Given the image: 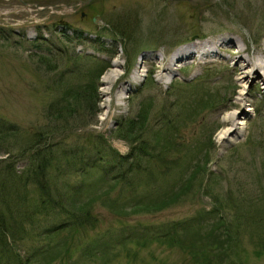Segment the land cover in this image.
Segmentation results:
<instances>
[{
  "label": "rangeland",
  "instance_id": "374dc122",
  "mask_svg": "<svg viewBox=\"0 0 264 264\" xmlns=\"http://www.w3.org/2000/svg\"><path fill=\"white\" fill-rule=\"evenodd\" d=\"M228 37L243 58L257 56L264 0H0V125L19 127L26 137L52 133V189L64 194L68 183L72 191L96 183L98 190L86 226L41 236L65 219L58 208L14 231L8 243L23 262L201 264L188 251L195 232L180 245L123 238L215 211L226 219L222 264H264V83L241 77L231 44L213 58L177 63L172 75L163 72L187 43ZM114 70L118 76L106 82ZM136 71L142 80L126 93L121 88ZM84 91L87 99L75 98ZM61 107L72 115L57 119ZM231 114L244 123L224 138ZM127 130L138 135L136 145H158L149 147L131 185L110 179L121 166L110 156L79 170L99 149L126 156L135 145L123 137ZM72 152L80 167L69 165ZM16 162L20 172L29 160ZM37 192L28 188L31 202ZM106 242L112 248L102 259L92 254ZM16 263L0 252V264Z\"/></svg>",
  "mask_w": 264,
  "mask_h": 264
},
{
  "label": "trees",
  "instance_id": "16d2710c",
  "mask_svg": "<svg viewBox=\"0 0 264 264\" xmlns=\"http://www.w3.org/2000/svg\"><path fill=\"white\" fill-rule=\"evenodd\" d=\"M75 95V98L79 100L81 97L87 99L85 91L83 93H76ZM72 113V108L69 110L61 107L58 110L57 119H65L66 114L71 116ZM9 126L12 125H8L7 127L6 125H0V156H3L0 158V252H8L15 258L16 264H29V259L23 262L20 256L14 253V247L12 248L8 243L9 238L13 237L14 231L20 232L22 229H26L25 225L32 224L36 216L48 214V212L58 208L60 213L65 214V219L60 223H54L51 227L44 228L41 236L44 234L54 235L62 230L65 231L67 228L75 229L86 226L90 221V212L87 206H89L90 199L93 198V195H96L98 190L96 189V183L85 184V186L83 183L77 189L74 188L73 191L69 189L71 184L68 183L64 194H62V191L58 192L52 189L48 178L50 177L49 168L55 159V151L52 149L53 144H48L47 142L53 137L52 133L40 131L26 137L19 127L11 128ZM127 131V134L124 135L122 133L120 136L124 135V138L126 137L134 143L138 135L132 130ZM43 133L50 134V136H44ZM151 143L153 142L149 143L151 146L143 141L139 142L138 145L134 143L136 146L133 145V148L126 156L120 155L112 148L99 149L97 150L98 158L94 156V159L89 164H84L82 167L79 166L82 165L81 161L74 159L72 152L73 161L69 165L72 167L74 164L80 167L81 169L79 170L85 174L87 172L84 171L96 168L98 162H103L105 157L110 156L111 162L114 161L115 164L121 165L119 167L120 171L110 179L113 182L118 181L131 185L133 180H135L136 174L142 172L140 170L142 167L140 166L142 161H144V155L149 151V147L158 150L157 142ZM19 157H27L29 163L24 170L17 172L16 161ZM102 181L104 182V180ZM31 185H36L37 193H39L38 199L32 202L28 193V188ZM87 194L88 197H86ZM142 202L140 204L144 203ZM216 209L219 212L221 211L220 207ZM223 217L225 218V216ZM223 217H221V214L218 215L215 214V211H211L203 214V216L200 215L189 220L175 221L167 226L161 225V227H157L151 225L150 227L143 226L133 231L129 230L130 234L128 233L123 239L143 240L145 243L146 241H164L172 245H180L183 242L180 240L183 236L195 232L196 236H194L193 245L188 247V251L192 253L194 259L201 264H222L221 259L224 257V254L219 252V248L223 247V242H221V238L219 237L221 235L219 234L222 232V227H224L222 226V222H226V219ZM115 243V246H117L120 241ZM108 246L112 248L108 242L106 245H102V248L98 252L95 251L92 254L102 259L109 252L110 248L105 251ZM215 258L218 260L220 258V261L212 260Z\"/></svg>",
  "mask_w": 264,
  "mask_h": 264
},
{
  "label": "bare ground",
  "instance_id": "6f19581e",
  "mask_svg": "<svg viewBox=\"0 0 264 264\" xmlns=\"http://www.w3.org/2000/svg\"><path fill=\"white\" fill-rule=\"evenodd\" d=\"M229 44H231V46H234L236 49H238V51L236 50V54L239 57V59L236 63V67L240 68L239 62H242V63L244 62L245 65L248 67V68L242 67L240 69L237 68V71L242 70L240 71L243 74L241 77H244V79L248 81L252 80L254 81L255 84L259 81L264 83V47L258 52L256 57L243 58L240 55V53L243 51L242 48L236 46V43L234 42V40L229 37L219 38L217 39V41L209 40L204 43H200V42L187 43L185 46L175 51V53L169 57L168 61L165 62V65L163 66V72L164 73L166 72L168 75H172L176 70L175 65L177 63L186 62L191 59L192 60L197 59V62H198V60L201 61L207 58H213L216 54V49L219 48V46H228ZM153 59L154 61L157 60L160 63L163 62V59L160 57V55H154ZM115 65L117 66L118 63H115ZM118 74L119 73H117L116 70H114V73L112 72L104 80L109 83L114 79V77L118 76ZM139 80L140 81L142 80V74L140 73V71L139 72L136 71L132 79L133 83L129 84L128 82H126V84H124L121 89H125L126 93L129 90H133V84L138 83ZM128 84L130 86H126ZM121 92L123 93V91ZM121 92H119L120 96L122 95ZM228 121H230L233 124V127L231 130H227L226 132H224L225 134L222 136L224 138L227 135L229 136L232 135V133L235 132L236 129H238L237 126L242 125L244 123L243 121L238 122L235 114H231V116L228 118Z\"/></svg>",
  "mask_w": 264,
  "mask_h": 264
}]
</instances>
